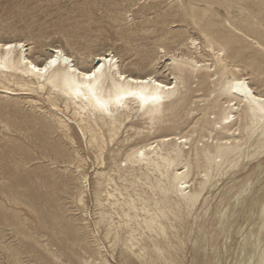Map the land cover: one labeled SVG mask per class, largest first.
<instances>
[{"label":"bare ground","instance_id":"6f19581e","mask_svg":"<svg viewBox=\"0 0 264 264\" xmlns=\"http://www.w3.org/2000/svg\"><path fill=\"white\" fill-rule=\"evenodd\" d=\"M141 12L142 26L134 32L161 33L156 61L171 52L172 44L182 46L165 63L168 74L154 65L134 71L136 63L119 60L111 49L84 53L68 39L74 51L50 44L41 58L27 40L0 37V44L14 45L0 47V114L10 99L15 106L27 104L29 121L40 127L45 149L54 154L48 161L58 166L66 157L74 166L66 168L72 177L53 179L55 189H75L74 208L67 213L59 207L40 217L42 226L55 235L63 231L69 241L60 254L49 242L42 244L47 264H71L72 259L188 264L189 243L192 264H223L237 221L232 218L247 200L253 178H263L264 0H152ZM189 27L203 40L187 34ZM240 63L256 73L252 81ZM92 72L91 79L80 75ZM190 116L193 128L181 129ZM54 133L66 145L48 137ZM77 136L95 158L92 182L86 169L90 157ZM224 178L231 181L220 189ZM262 190L249 197V227L237 228L242 238L233 264H264ZM0 195V224L39 244L24 230L28 217L17 209L27 205L39 215L37 203L13 183L0 186ZM4 237L0 231L3 249L20 262L19 249ZM76 246L88 257L80 258Z\"/></svg>","mask_w":264,"mask_h":264},{"label":"rangeland","instance_id":"374dc122","mask_svg":"<svg viewBox=\"0 0 264 264\" xmlns=\"http://www.w3.org/2000/svg\"><path fill=\"white\" fill-rule=\"evenodd\" d=\"M150 2L152 0H0V37L27 40L33 50L41 55V58L44 57L50 44H60L68 52L74 51L71 45L75 50L84 53L111 49L113 52L115 51L119 60L136 63V66L131 68L134 71L145 72L153 69L154 65L164 74H168L169 72L164 68L165 63L168 62L170 55L179 54L181 52L179 48L182 46L177 43L172 44L171 52L156 61L161 44V33L134 32L142 26L141 20L145 17L141 15L143 5ZM222 13L225 12L222 11ZM151 25L152 23L147 24V26ZM174 26H177V23ZM188 30L187 34H193L198 36L200 41L203 40V36L197 30L192 27H189ZM66 39L71 45L67 44ZM240 64L244 74L252 81L256 73H252L249 67L245 68L244 63ZM262 88L264 89V87ZM31 115L32 111L27 104L21 103L15 106L12 99L6 102L4 113L0 114V186L13 183L37 203L39 215L32 212L31 209L29 210L27 205L20 204L17 209L28 217V224L24 230L39 239L40 243L33 242V239L24 233H17L12 227L0 224V231L5 235L4 242L19 249L21 260L16 262L0 243V264H47L50 260L43 243L49 242L50 247L58 250L59 254L62 250L66 251L64 246L69 244L65 236L66 233L61 231L58 235L52 234L40 224V217H47L55 213L59 207H62L63 210L68 209L67 213H70L74 208L75 189L72 188L69 192L62 191L60 188L55 189V180H53L55 177L61 178V180L72 177L71 172L66 168L73 169L74 166L67 161L66 157L58 159V166H54L48 161V158H54V154L45 149L42 142L45 138L42 136L40 127L34 126L29 121ZM194 120V116L185 117L184 124L180 128H185L186 131L191 130ZM187 124L189 125L187 126ZM48 137L66 145V141L62 140L58 133L49 134ZM77 142L79 147L83 146L79 136H77ZM84 150L85 154L90 157L86 169L88 172L90 171L92 182L93 171L97 165L94 156L89 154L85 148ZM262 161L264 162V157ZM254 165L256 164L240 173L239 178L245 177ZM262 176L260 181L256 177L253 178L252 190L247 200L239 206L240 211L236 212L232 218H237V221L230 232L231 238L228 239V245L231 243V248L229 252L224 253L223 264H233L237 259L242 238L237 233V228L241 225L249 227L246 215L249 213L252 198L263 192L264 174ZM230 181V178H224L220 182V189ZM54 190H57L56 194L53 193ZM250 196L252 198H249ZM0 197L3 199V195ZM88 204L93 212L94 205L90 196ZM253 221H258L257 216L253 217ZM69 237L73 238V236ZM220 242L221 244L225 242L223 235L220 237ZM75 250L80 258L88 257L81 246H76ZM193 253L192 243H189L188 264H192ZM118 254L119 247L117 248ZM62 256L63 260L67 262L68 256L63 254ZM117 261H119L118 256ZM70 263L80 264L74 259ZM50 264H56V262L51 261Z\"/></svg>","mask_w":264,"mask_h":264},{"label":"snow or ice","instance_id":"6c2138e0","mask_svg":"<svg viewBox=\"0 0 264 264\" xmlns=\"http://www.w3.org/2000/svg\"><path fill=\"white\" fill-rule=\"evenodd\" d=\"M0 47H8V48H11V47H14V45H12V44H9V45H2V44H0ZM55 63H56L55 61H49V64H55ZM36 71H38V72L46 71V68H36ZM73 71H75V69H73ZM96 71L98 72L99 71V68H97ZM80 75L84 76L86 79H91L93 76L96 75V73L95 72H92L90 74L89 73H80Z\"/></svg>","mask_w":264,"mask_h":264}]
</instances>
